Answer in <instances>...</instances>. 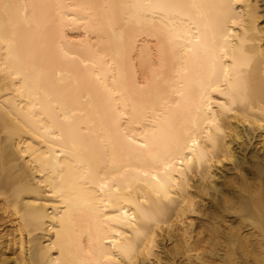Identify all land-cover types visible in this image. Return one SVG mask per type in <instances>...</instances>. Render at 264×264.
I'll use <instances>...</instances> for the list:
<instances>
[{"label": "snow or ice", "instance_id": "6c2138e0", "mask_svg": "<svg viewBox=\"0 0 264 264\" xmlns=\"http://www.w3.org/2000/svg\"><path fill=\"white\" fill-rule=\"evenodd\" d=\"M237 3L243 7L242 0ZM207 7L196 0H115L103 4L0 0V43L7 45L9 60L23 31L43 29L52 47L42 62L49 66L63 65L48 71L33 64L32 87L27 94L29 104H18L21 110L29 109L25 119L7 106L2 108L6 119L0 132L5 137L29 133L41 143L21 148V156L26 158L23 164L38 172L40 179L29 176L26 181H17L11 190L5 188L0 192V199L7 202L26 195L55 197L56 205H63L61 211L68 219L75 210L88 209L99 233L96 248L86 253L90 259H82L70 243L61 246L60 258L45 259L41 264H173L158 262L155 249L161 216L171 213L183 220L181 213L195 211L187 183V174L195 169L182 166L191 165L193 159L200 163L215 162V155L210 156L209 151L227 148L221 144L227 137L219 117L226 113L235 116V104L248 105L253 91L250 71H246L251 68L252 56L243 49L239 55L234 47L230 50L227 41L235 33L226 25L205 22ZM66 9L80 13L71 19L86 25L91 19L103 17L113 34L120 33L117 44L108 41L100 47L97 42L93 47L82 38L77 51L67 48L57 24L58 20L68 18L64 15ZM248 11L254 24L250 6ZM261 20L264 21V16ZM230 22L237 25L238 20L231 18ZM125 32L131 39L146 34L154 41L146 51L141 50L151 71V76L146 77L148 84L129 82L126 72L129 43L124 40ZM261 63L264 64V51ZM193 71L200 75L195 104L191 91L185 87ZM0 76L4 77L5 87L10 79L18 94L24 87V83H16L22 80V72L15 64L0 65ZM23 79L27 81V77ZM176 83L181 85L175 90L178 99L163 88ZM149 87L147 95L135 91ZM260 93L257 123L264 129V75ZM36 107L43 113L39 119L32 111ZM200 122L204 124L202 133L207 138V148L200 149L198 157L188 156L185 153H194L199 146L196 136L200 134ZM229 155L224 152L225 159ZM60 157L65 159L62 161ZM260 173L259 197L264 202V160ZM133 181L146 185L157 199L149 200L145 195L141 201L123 195L121 185ZM173 187L175 191L170 194ZM206 187V184L194 186L193 195L195 191L203 193ZM244 188L252 195V189L246 184ZM126 190L131 192V187ZM161 194L168 205L162 206ZM141 203L155 210L145 209ZM128 204L133 206L131 213L124 208ZM227 206L231 210L232 206ZM110 208L114 211L109 212ZM126 228L140 239L142 247L138 251L144 257L142 260L132 259V241ZM253 256L247 264H264V245Z\"/></svg>", "mask_w": 264, "mask_h": 264}, {"label": "bare ground", "instance_id": "6f19581e", "mask_svg": "<svg viewBox=\"0 0 264 264\" xmlns=\"http://www.w3.org/2000/svg\"><path fill=\"white\" fill-rule=\"evenodd\" d=\"M27 2L30 3L32 0ZM60 2L103 4L115 0H60ZM196 2L209 6L204 10L205 22L226 25L235 33V36L229 37L227 41L230 50L234 47L239 55V50L243 49L252 56L251 68L246 71H250L253 91L248 105L239 102L235 104L233 109L237 113L235 116L226 113L219 117L220 126L227 137L221 144H226L227 148L218 149L215 153L209 151L210 156L215 155V162L206 160L200 163L198 159H193L191 165L182 166L195 169L187 174L188 191L195 201V211L186 215L181 213L184 216L183 220H179L171 213L160 217L161 227L156 242L155 259L158 262L172 261L173 264L185 260L190 264L192 261L196 264H247L249 260L254 259L253 253L258 252L264 245V202H261L259 197L262 182L260 165L264 160V129L257 123L261 105L260 80L264 75V64L261 63V53L264 51L262 43L264 21L261 20L264 16V0H242L243 7L237 0ZM249 6L252 15L255 16L254 24L249 19ZM64 15L68 18L58 20L57 24L62 31L63 43L72 51H77L81 47L78 42L82 38L86 43L91 42L93 47L97 46V42H100V47L104 46L103 42L108 41L114 46L117 44L120 33L113 34L103 17L91 19L86 25L71 19L73 16L81 15L80 13L66 9ZM231 18H237V25L231 24ZM124 40L129 43L126 72L130 84L136 82L148 84L149 80L146 77L151 76V71L147 60L141 56V50L146 51L154 41L146 34L131 39L128 32L124 33ZM51 47V41L46 39L43 29L23 31L13 45L11 60L6 50L7 45L0 43V65L15 64L22 72V80L16 83L18 85L24 83L18 94L17 89L11 87L13 82L9 79V86L5 87L4 77L0 76V125L6 119L2 110L4 106L21 119H25V113L29 109L25 107L21 110L18 104L22 103L25 106L29 104L27 94L32 87L33 64L48 71L63 67L60 64L49 66L42 62V57ZM24 77H27L26 82ZM199 79V73L193 71L191 81L185 84L191 91L194 104L198 101ZM180 86L179 83L166 84L163 88L169 96L178 99L175 90ZM135 91L147 95L150 87ZM32 111L38 114V119L39 116H43L39 107ZM9 123L11 124V121ZM28 123L34 125L36 121ZM203 127V122H200V134L196 136L200 141L198 148L194 153H185L186 155L198 157L200 149L207 148V138L202 133ZM40 143L29 133L9 138L0 132V192L5 188L11 190L17 181H26L29 176L40 179L38 172L31 171L28 165L23 164L26 158L21 156L22 146ZM225 151L230 154L227 159L224 157ZM18 159L20 163H17ZM60 159L63 161L65 158ZM201 184L207 186L204 192L195 191L193 195L194 186ZM245 184L247 188L252 189V195L246 193ZM128 187H131V192L126 190ZM174 191L175 188H171L170 194ZM121 192L133 200L142 201L145 195L149 200L157 199L146 185L134 181L130 185L122 184ZM160 199L163 201L162 206L168 205L169 202L163 200L162 194ZM55 200V197L48 195H26L19 199L12 198L7 202L0 199V264H41L45 259L51 261L53 258H60L61 246L67 247L70 243L74 250L79 251L82 259H90L86 253L90 248L93 250L96 248L99 239L95 220L86 208L75 210L71 214V219H68L65 212L61 211L63 205L57 206ZM227 205L232 206L231 210ZM140 206L155 210L147 204L141 203ZM124 208L130 213L134 211L131 204L124 205ZM113 211L109 209V212ZM184 220L188 223L185 224ZM125 231L129 233V239L132 241V259L142 260L144 257L138 251L142 247L140 239L135 238L132 229L126 228ZM174 250L177 254H174Z\"/></svg>", "mask_w": 264, "mask_h": 264}, {"label": "rangeland", "instance_id": "374dc122", "mask_svg": "<svg viewBox=\"0 0 264 264\" xmlns=\"http://www.w3.org/2000/svg\"><path fill=\"white\" fill-rule=\"evenodd\" d=\"M7 229H9V228H7Z\"/></svg>", "mask_w": 264, "mask_h": 264}]
</instances>
